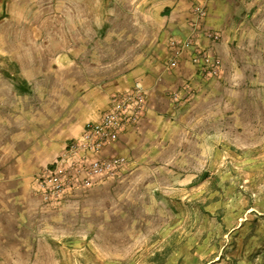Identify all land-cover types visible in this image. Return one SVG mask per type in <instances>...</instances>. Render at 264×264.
<instances>
[{
  "label": "crops",
  "instance_id": "crops-1",
  "mask_svg": "<svg viewBox=\"0 0 264 264\" xmlns=\"http://www.w3.org/2000/svg\"><path fill=\"white\" fill-rule=\"evenodd\" d=\"M111 1L103 11L100 0H65L61 21L50 25L55 32L26 20L0 37L11 64L0 78V230L36 227L41 201L32 196L33 178L134 83L145 91L147 111L100 153L124 157L122 175L92 188L84 204L72 199L60 210L66 217L103 204L120 181L173 189L184 168H210L220 149L248 132L245 110L264 93V0ZM194 7L217 42L200 32ZM172 39L217 55L219 78L198 76L187 51L170 66ZM176 91L180 105L169 97Z\"/></svg>",
  "mask_w": 264,
  "mask_h": 264
},
{
  "label": "rangeland",
  "instance_id": "rangeland-1",
  "mask_svg": "<svg viewBox=\"0 0 264 264\" xmlns=\"http://www.w3.org/2000/svg\"><path fill=\"white\" fill-rule=\"evenodd\" d=\"M111 2L100 0L103 11ZM64 4L0 0V37L11 36L26 20L55 32L50 25L61 21ZM10 70L0 51V78ZM255 97V107L245 110L247 134L220 149L210 168H184L173 189L120 181L103 204L79 206V216L72 211L66 217L60 210L76 197L87 202L97 185L55 208L32 188L42 220L21 233L17 227L0 230V264H264V93ZM122 172L106 182L116 183Z\"/></svg>",
  "mask_w": 264,
  "mask_h": 264
},
{
  "label": "built area",
  "instance_id": "built-area-1",
  "mask_svg": "<svg viewBox=\"0 0 264 264\" xmlns=\"http://www.w3.org/2000/svg\"><path fill=\"white\" fill-rule=\"evenodd\" d=\"M200 32L211 42H217L219 35L205 27L204 12L194 7ZM172 49L170 66L178 62L182 52L187 51L198 76L202 79H217L221 73V63L207 49H200L192 40L169 42ZM191 96L192 91L186 89ZM188 96V95H187ZM169 97L180 105L178 91ZM147 111L146 96L143 87L134 83L128 90L113 94L107 108L96 121L89 123L77 141H70L63 153L43 172L33 178L34 192L48 207L55 208L64 199L75 192L84 191L98 184L116 178L127 164L122 156L100 157L106 146L115 143L120 134L134 126Z\"/></svg>",
  "mask_w": 264,
  "mask_h": 264
}]
</instances>
